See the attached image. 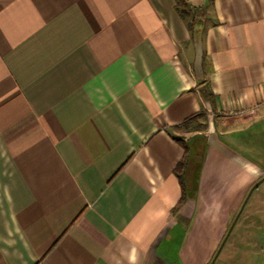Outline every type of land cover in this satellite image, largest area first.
Here are the masks:
<instances>
[{"label": "crops", "instance_id": "crops-1", "mask_svg": "<svg viewBox=\"0 0 264 264\" xmlns=\"http://www.w3.org/2000/svg\"><path fill=\"white\" fill-rule=\"evenodd\" d=\"M186 2L0 0V264H264V0Z\"/></svg>", "mask_w": 264, "mask_h": 264}, {"label": "trees", "instance_id": "trees-1", "mask_svg": "<svg viewBox=\"0 0 264 264\" xmlns=\"http://www.w3.org/2000/svg\"><path fill=\"white\" fill-rule=\"evenodd\" d=\"M175 8H176V11H177V14L179 15V17L183 21L186 22L189 30L192 31V29L195 26V23L197 21L196 20L197 17L200 16V11L201 10L195 9V8H191L188 5V3L186 2V0H176ZM193 119L191 118V120H187L182 125H179V127L174 128V130L179 131V130L185 128V126L188 125ZM202 127H203V125H197L196 127H194L193 131H200L202 129ZM174 139L177 140L178 142L181 141L180 138L179 139L174 138ZM185 152H186V149H185ZM186 156H187V152L185 153V157ZM185 157L177 165V168H176V171H175L176 175H178V173H180L181 170L184 168V166H185L184 165L185 164Z\"/></svg>", "mask_w": 264, "mask_h": 264}, {"label": "water", "instance_id": "water-1", "mask_svg": "<svg viewBox=\"0 0 264 264\" xmlns=\"http://www.w3.org/2000/svg\"><path fill=\"white\" fill-rule=\"evenodd\" d=\"M201 58V51L200 49L198 48L197 51H196V55H195V64H194V69L196 71V73L199 72V68H200V60Z\"/></svg>", "mask_w": 264, "mask_h": 264}]
</instances>
